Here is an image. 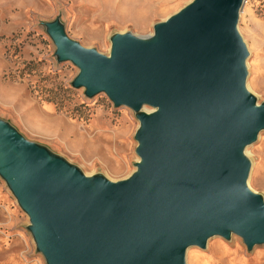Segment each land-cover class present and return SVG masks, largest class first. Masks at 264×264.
<instances>
[{"label": "water", "instance_id": "obj_1", "mask_svg": "<svg viewBox=\"0 0 264 264\" xmlns=\"http://www.w3.org/2000/svg\"><path fill=\"white\" fill-rule=\"evenodd\" d=\"M245 1L192 0L149 38L113 35L110 55L47 23L59 58L80 69L73 85L140 121L138 169L110 181L0 118V174L48 264H186L188 248L232 233L264 244V199L248 187L244 154L264 130V104L246 87Z\"/></svg>", "mask_w": 264, "mask_h": 264}, {"label": "rangeland", "instance_id": "obj_2", "mask_svg": "<svg viewBox=\"0 0 264 264\" xmlns=\"http://www.w3.org/2000/svg\"><path fill=\"white\" fill-rule=\"evenodd\" d=\"M191 1L0 0V118L88 177L103 175L110 181L130 177L140 161L135 138L138 112L116 107L104 92L90 97L85 87H75L80 69L59 58L47 23L59 22L71 38L110 55L113 35L149 38L155 24ZM246 1L238 30L251 51L250 88L247 81L246 87L260 105L264 104V0ZM35 113L50 123L52 131L32 122ZM248 149L247 157L255 164L248 187L264 199V130ZM30 225L29 215L0 174V264H48ZM204 263L264 264V244L249 249L236 233L228 239L213 236L205 249L189 248L186 264Z\"/></svg>", "mask_w": 264, "mask_h": 264}, {"label": "bare ground", "instance_id": "obj_3", "mask_svg": "<svg viewBox=\"0 0 264 264\" xmlns=\"http://www.w3.org/2000/svg\"><path fill=\"white\" fill-rule=\"evenodd\" d=\"M246 2H247V1H245L244 6H245ZM242 11H243V9L241 10V13H240V21H241ZM238 28L240 29L239 26H238ZM247 47H248L249 52L251 53V51H250V49H249V45H248V43H247ZM246 67H247L248 71L250 70V71H249L248 78H247V87L250 88V86H249V78H250L251 68H250V64H249V59L246 61ZM244 154H245L246 156H249V155H250L248 147L244 149ZM251 161H252V160H251ZM254 165H255V164H254V162L252 161V166H251L250 176H249V179H248L249 184H250V180H251L252 172H253V169H254ZM188 252H189V248H188V250H187L186 259H188ZM219 254H220V253H219ZM223 254H224V253H223ZM226 254H228V253L226 252ZM216 258H218V257H216ZM227 258H228V257H227ZM219 259H220V258H219ZM204 262H205V261H204ZM204 264H205V263H204Z\"/></svg>", "mask_w": 264, "mask_h": 264}, {"label": "crops", "instance_id": "obj_4", "mask_svg": "<svg viewBox=\"0 0 264 264\" xmlns=\"http://www.w3.org/2000/svg\"><path fill=\"white\" fill-rule=\"evenodd\" d=\"M38 113H35L34 115H36L35 117L33 116L32 117V122L35 124V123H42V129L44 130V127L46 126L47 127V130H45V131H52V129H51V127L49 126V122L47 121V122H45V121H43V119H41V116L38 114Z\"/></svg>", "mask_w": 264, "mask_h": 264}]
</instances>
